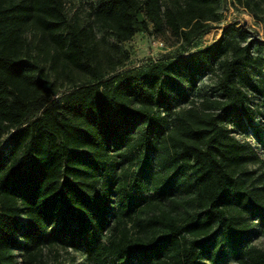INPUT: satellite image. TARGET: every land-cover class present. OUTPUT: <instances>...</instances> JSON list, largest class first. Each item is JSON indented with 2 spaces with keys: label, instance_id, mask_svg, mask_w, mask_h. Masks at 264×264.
Returning a JSON list of instances; mask_svg holds the SVG:
<instances>
[{
  "label": "trees",
  "instance_id": "trees-1",
  "mask_svg": "<svg viewBox=\"0 0 264 264\" xmlns=\"http://www.w3.org/2000/svg\"><path fill=\"white\" fill-rule=\"evenodd\" d=\"M217 8L95 0L84 25L65 0H0V264H20L15 249L22 264H50L51 253L63 264L56 249L69 247H84L88 264H201L213 249L214 264L226 244L240 263L264 264V252L241 251L252 216L264 220V181L248 166L264 160L225 126L254 121L236 78L252 65L264 72V56L225 32L191 49ZM149 24L180 36L181 51L133 67L112 56L100 68L94 25L122 43ZM55 61L85 81L57 85ZM205 73L220 96L175 108L183 84L192 91ZM248 82L264 101V81Z\"/></svg>",
  "mask_w": 264,
  "mask_h": 264
},
{
  "label": "rangeland",
  "instance_id": "rangeland-1",
  "mask_svg": "<svg viewBox=\"0 0 264 264\" xmlns=\"http://www.w3.org/2000/svg\"><path fill=\"white\" fill-rule=\"evenodd\" d=\"M94 1L65 0L67 15L76 17L80 23L86 25L90 20L88 16L90 5ZM245 1L217 0V11L221 14L220 19L207 21L211 23L212 27L193 40L191 49L202 48L212 43L225 32L227 40L240 43L252 42V53L257 56H264V0H258L256 7L253 5L247 6ZM93 33L97 41L96 60L99 62L100 68L103 69L108 67L109 57L112 56H115L116 59H122L127 55L125 67H133L168 54H177L181 51L182 38L180 36L171 33L168 29H164L162 33H156L152 30L151 24H149L148 32L138 30L129 41L122 43H118L106 30L95 25L93 26ZM100 38L104 40L99 41ZM36 42L40 44L39 39ZM46 64L48 67L50 61H47ZM48 70L57 85L64 86V88L70 87L72 83L85 81L84 76L71 67H67V69L62 71L56 61L53 63V67H49ZM249 80L255 85L260 81H264V72L258 65L239 70L236 78V82L247 91L250 97V104L258 112L254 121L249 124L244 117L235 116L232 119L225 120V126L232 136L240 141L249 143L258 157L264 160V101L263 97L251 87ZM183 87H185L184 96L172 102L175 108L186 106L191 99L200 96H220V91L216 85L215 73H205L197 77L196 87L192 91L188 89L186 84H183ZM248 166L253 171L254 180L260 181V186L261 180L264 181V163L250 162ZM252 221L253 226L250 229L249 239L245 242L246 245L241 251L251 249L249 251L256 255L258 251L264 252V220H258L256 216H252ZM252 247L254 248L253 250ZM56 250L58 251L59 260L63 264H88L84 247L79 249L70 247L66 249L57 248ZM210 250V252L202 255L201 264H211L214 250ZM238 252L239 250L226 244L223 254L214 264H242L239 262ZM14 254L16 260L22 264L23 256L20 255V252L15 249ZM50 255L48 260L52 264V253Z\"/></svg>",
  "mask_w": 264,
  "mask_h": 264
}]
</instances>
